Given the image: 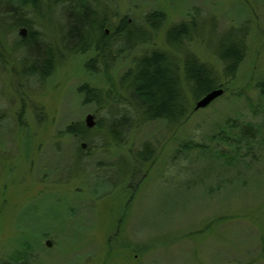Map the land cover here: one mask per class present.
Segmentation results:
<instances>
[{
	"label": "rangeland",
	"instance_id": "1",
	"mask_svg": "<svg viewBox=\"0 0 264 264\" xmlns=\"http://www.w3.org/2000/svg\"><path fill=\"white\" fill-rule=\"evenodd\" d=\"M51 1L35 12L21 4L30 25L16 29L10 13L21 0L0 1V263L264 264V95L257 86L264 81V0H80L110 14L112 25L125 17L130 25L146 26L148 12L166 13L150 43L121 56V44L116 46L108 71L86 69L91 52L63 48L71 14ZM192 11L204 25L200 37L170 47L167 29ZM243 23L246 57L229 78L215 53L218 39ZM30 30L60 53L45 80L20 75L21 58L27 68L33 50L20 51L17 41ZM151 47L178 58L194 53L217 69L224 93L196 109L186 89L192 113L181 126L174 129L163 119L142 122L122 145L110 142L102 149L100 129L92 131V145L64 131L89 113L96 119L107 115L104 106L84 102L82 84L111 89L124 101L120 80ZM23 100L25 127L18 123ZM241 128L253 129L255 137L243 138ZM189 138L204 150H192L182 161L175 153ZM146 143L155 156L135 164L134 154ZM228 156L236 162L228 163L234 161Z\"/></svg>",
	"mask_w": 264,
	"mask_h": 264
},
{
	"label": "trees",
	"instance_id": "2",
	"mask_svg": "<svg viewBox=\"0 0 264 264\" xmlns=\"http://www.w3.org/2000/svg\"><path fill=\"white\" fill-rule=\"evenodd\" d=\"M2 1V0H0ZM44 0H21L18 7H13L11 17L14 28L20 25H30L27 19V11L35 12L42 10ZM56 5L70 11L68 27L62 33L63 48L75 54L92 53L87 59L86 69L97 71L102 66L105 71L109 70V58L118 49L119 56L128 50L131 51L142 44L152 41L153 32L159 30L166 22V13L163 10H153L145 15L146 26L139 22L130 25L127 18L122 17L117 24L112 25L110 18L103 12H98L88 4L80 0H53ZM24 5L27 7L22 6ZM48 4V1H46ZM22 4V5H21ZM46 4V5H47ZM47 5V9L52 8ZM198 11H192L187 20L171 25L166 31V40L170 47H180L185 40H191L198 34L204 25L198 20ZM26 17V19H25ZM68 21V20H67ZM11 23V24H12ZM109 28L108 33L106 28ZM205 30V29H204ZM248 25L239 24L220 33L218 48L215 53L223 64V74L234 78L246 57L247 53ZM20 51L25 48L33 50L28 54V66L26 57L21 58L24 68L20 70L22 79L26 76H34L38 79H47L58 67L60 55L54 44L50 43L39 31L30 30L26 37L17 41ZM24 55V54H22ZM21 55V56H22ZM217 69L207 62H202L194 53L187 52L183 58H178L166 49L151 47L137 55L129 69L123 74L120 85L126 90L125 100L111 95L109 91H103L88 83L79 87L84 95V102H94L108 109L107 115L96 119V125L89 127L86 122L74 121L68 124L64 131L93 144L92 131L103 130L105 142L100 143L103 149L110 142L117 145L125 143L127 132L149 120L163 119L169 126L177 129L191 115L192 110L186 95L188 89L196 101L209 91L222 87L219 81ZM260 93L264 95V81L257 83ZM119 99V100H118ZM117 104H114V103ZM115 106H113V105ZM26 111V101H21L18 115V123L25 127L22 119ZM96 118V116H95ZM238 127V126H237ZM242 137L251 141L255 137V131L250 128L242 129ZM202 145L189 138L179 144L175 156L184 160L187 153L192 150H204ZM83 147L77 149L81 154ZM224 155V153H221ZM155 156L154 148L146 143L134 154L135 164L149 162ZM184 157V158H183ZM229 157V156H228ZM235 163L236 156L229 157ZM185 161V160H184ZM0 264H24V262L7 261Z\"/></svg>",
	"mask_w": 264,
	"mask_h": 264
},
{
	"label": "water",
	"instance_id": "3",
	"mask_svg": "<svg viewBox=\"0 0 264 264\" xmlns=\"http://www.w3.org/2000/svg\"><path fill=\"white\" fill-rule=\"evenodd\" d=\"M26 32V28H21L20 30V33L22 35H24V33ZM224 93V88L220 87V88H215L211 91H209L207 94H205L203 97H201L200 99H198L196 101V105H195V108L198 109L200 107H205L207 106L208 104H210L215 98H217L218 96L222 95ZM85 122L86 124L89 126V127H93L96 125V118H95V115L93 113H89L87 114L86 116V119H85ZM83 146H85L83 144Z\"/></svg>",
	"mask_w": 264,
	"mask_h": 264
},
{
	"label": "flooded vegetation",
	"instance_id": "4",
	"mask_svg": "<svg viewBox=\"0 0 264 264\" xmlns=\"http://www.w3.org/2000/svg\"><path fill=\"white\" fill-rule=\"evenodd\" d=\"M27 31V30H26ZM197 101V100H196Z\"/></svg>",
	"mask_w": 264,
	"mask_h": 264
}]
</instances>
